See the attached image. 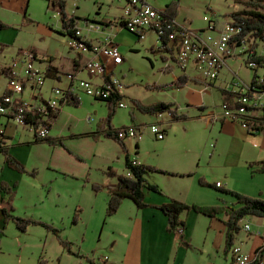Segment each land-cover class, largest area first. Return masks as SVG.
<instances>
[{
    "label": "rangeland",
    "instance_id": "rangeland-1",
    "mask_svg": "<svg viewBox=\"0 0 264 264\" xmlns=\"http://www.w3.org/2000/svg\"><path fill=\"white\" fill-rule=\"evenodd\" d=\"M50 1L56 0H0V21L8 26L6 29L0 30V44L7 46L5 49L6 55L2 56V58L10 62L19 48L24 51L35 49L42 58L53 57L55 61L54 65L58 66L65 74H72L68 61H73L75 53L69 50V37L57 33L63 29L61 17L58 9H55ZM145 1L148 5L160 11H166L167 7L173 3L180 2L176 22L182 24L184 22L190 23L191 21V31L205 28L213 13L221 15L220 19L223 20L225 19V15L235 10V3L230 0ZM112 2V0H81L79 2L67 0V11L70 16L74 15L77 18L78 27L82 29L81 33L98 39L99 37L101 38L100 32L87 31L85 29L87 25L86 21H100L99 23L102 24L104 19L119 15V4ZM236 8L239 9L240 6L236 5ZM26 13L30 20L28 23H24V14ZM109 22L111 21L106 23ZM124 31L121 32V37L118 39L124 46L120 48L125 62L116 70L114 78L121 81L124 86V91L122 92L124 96L123 101L128 105V108L122 109L118 107L116 109L115 116L111 122L113 129L118 130L125 126H138L135 124L140 122L146 123L143 127H150V123H152L155 116L144 115L140 112L134 104L135 100H139L143 105L147 106L161 102L172 103L176 106L180 105L181 108L177 106L179 108L178 112L179 110L187 109L191 105L194 106L203 102L211 107L209 110L216 108V111L220 113L221 103L217 91L212 89L211 93L202 94L198 92V88L195 86L183 89H175L172 86L173 82L177 79L175 78L176 75L180 71L176 68L174 74L169 72L170 65L165 66L166 61L170 62L172 57L166 51H159L161 46L158 43L156 34H150L146 40H138L128 30ZM240 64V62L235 60L229 61L221 80H229L231 71L235 70L236 73L239 72V75L246 82L250 83L253 80L254 74L248 69H240ZM36 65L41 69H45L48 63L41 64L38 61ZM192 74L195 76L194 79L198 80L196 74L193 72ZM65 77L66 75L61 83H54L53 80L48 79L44 88L45 90H43V97L47 100L50 99V90H47L52 87L66 88L68 80ZM78 77L86 78L82 74ZM93 81L98 82L95 78ZM5 84L6 79L0 77V93L3 91ZM78 93L81 105L78 107L68 105L61 107L64 116L51 131L48 136L49 138L63 135V133L64 135L66 133L69 134L70 129L74 130V133L80 132L82 135L91 133V131H93L92 133L98 132L100 125L108 118L109 106L107 103L98 102L95 98L89 97L83 94V92ZM33 96L34 93L32 91L25 90L24 102L27 104L34 103L35 99ZM70 115L73 117H70ZM103 126L105 129L109 128V125ZM92 127H94L93 130H91ZM188 128L190 136L188 140H183L184 138L181 137V134ZM26 129L28 131L18 136L21 142L30 140L34 134L32 128ZM200 129V124H190L188 127H184L181 122L174 124L171 131L173 139L171 138L166 144H162L164 141H157L153 135L146 132L147 134L145 133L144 138L141 139V143L144 148L143 155L145 159L152 163V165L148 166L156 169L157 166L171 168L172 160L168 155L170 150L181 149L184 145H187L192 150L196 149L199 145L202 146L206 141L210 144L213 143L214 140L209 130L203 132ZM100 140L93 137L91 139L80 138L72 145L84 150H91L93 147L91 144L97 145L99 149H103V152L104 150L106 151V154L111 157L112 161H115V164H113L115 170L113 171L117 172H122V169L126 170V166L124 165L126 154H128L131 160L137 158V155L134 154L136 151L134 140L129 139L130 155L128 147L127 153L119 144L111 139L101 142L105 144H99ZM210 144L207 146L205 155V158L208 155V159L206 158V163L203 164L205 165L203 173L206 183L217 184L221 182L224 184V186L222 184L221 186L234 193L264 200V175L255 173L249 167L251 163H245L237 167L228 165L227 158H230L232 155H227V153L221 159L216 158L209 165L208 162L212 153ZM156 147L166 148L165 154H157L155 152ZM119 156L121 158L120 161ZM3 158L5 159V156ZM214 164L216 167H214ZM221 164L223 165L221 166ZM23 165L25 167V164ZM223 166H227L228 169L225 170L222 168ZM25 169L26 173L21 174L25 175L22 183L11 185L14 192L13 206L16 209L14 214L19 216V218H33L36 221L48 223L57 229L59 234L50 232L45 227L34 225L30 226L26 233H22L14 222L6 224L5 221V225L0 227V232L2 231L0 233V264H104L103 261L114 258L120 261L125 258L128 252L135 253L136 260L141 259V256H144L147 251H154L155 253L156 244L147 243L143 237L134 238L131 241L121 236L117 237L112 232H109V230L104 229L106 228L104 219L92 216L93 213H89L90 215H86L85 217L82 216L84 212L81 208L82 206L77 207L78 210L76 212L78 211L79 222L74 224L73 213L69 212L70 207L75 204L74 201L82 200L85 197L86 192L83 187L86 183L91 182L90 179L85 181L79 179V177L76 178L77 180H66V177L62 175L46 172L47 178L52 175L56 180L52 183H42L44 177L39 179V171H36V169L28 171L26 167ZM105 174H107L106 171ZM154 175L156 177H163L158 174ZM65 181L72 183L70 185L71 188L63 185ZM43 184H47V187H43ZM204 188H200L201 192L196 194L199 198L198 202L203 205L202 207H217L223 204L232 206L236 202L230 195L218 193L214 189ZM51 189L53 190L49 195V190ZM59 192L61 194L64 193L61 204L56 198L59 196ZM57 204L63 210L56 209L59 208ZM221 216L224 217L225 215ZM247 223H250L252 227V231L249 233H246L243 229L244 224ZM189 224H191L190 231L193 234L196 245L186 254V258H184L185 264H210L211 261H214L215 264H221L222 260L219 258L214 260V253L219 246L218 238L216 240L215 238L213 239L215 233L210 235L208 241H206L210 228L209 218L192 214ZM241 227L242 231L236 236L235 245H242L241 243L243 242L242 248L246 253H250L252 249L263 242L261 238H264V219L245 217L241 221ZM59 235L64 242L70 245L72 254L61 244L60 241L62 240L59 239ZM217 235H219L218 232Z\"/></svg>",
    "mask_w": 264,
    "mask_h": 264
},
{
    "label": "crops",
    "instance_id": "crops-1",
    "mask_svg": "<svg viewBox=\"0 0 264 264\" xmlns=\"http://www.w3.org/2000/svg\"><path fill=\"white\" fill-rule=\"evenodd\" d=\"M112 1L119 4L118 10L120 14L114 15V17L111 16L108 19H104L103 20L104 22H102V24L112 20L117 21L120 17L123 16V8L125 6L126 0L124 1L112 0ZM230 1L235 3L234 4L235 10L225 15L224 16L225 19L223 20L220 19L221 15H218L217 13H213L209 21H213L218 26L222 27L225 23L233 19L232 15L234 13H238L243 10V6L241 4H237L234 0H230ZM236 5L240 6V8L237 9ZM99 22L100 21L98 22L93 21L92 23H99ZM178 25L184 28L192 29L191 21L190 23L184 22ZM207 28H208V24L203 29L192 30V31L207 30ZM78 29H79L78 31L79 36H83L85 39L93 43H99V42L105 43L109 35H113L115 43L118 44V46L120 47H124L122 43H120L118 38L121 37V32H123L126 29L119 27L117 25L106 27L105 32L100 33L101 38L99 37L98 39L88 37L85 34L81 33L82 29H80L79 27ZM85 29L87 31H90L87 28V25ZM150 34H148V36ZM134 38L136 37L134 36ZM19 50L20 48L17 50L16 55L13 57V59H11L10 62L6 61L5 58H2V56L6 55V50L3 53H0V59L2 60V61L0 60V77H4L6 79V84L4 86L3 91L0 93V97L6 92L7 89L9 90L11 86L8 78L3 75V71L6 68L12 67L13 61L17 59L20 55ZM36 54H37L36 56L39 58V62H42L43 64L48 63L46 61L47 58L40 57V54L38 52ZM75 56L73 61H68L70 68L72 70L71 73L73 75L82 74L84 77L88 75L85 79H89L91 76L85 70V65H86L85 63L86 61H88L89 55L75 54ZM54 63L55 61H53L52 65L60 71L62 80L64 79L65 75L66 76L72 75V74H65L62 70L59 69L58 66H55ZM169 65L171 66L172 73L175 74L176 68L179 69L180 71L175 78L178 79L181 75L186 73L187 75H189L190 78L194 79L195 76L192 74V69L188 70L187 72H184L172 60L170 62L166 61L165 66L167 67ZM116 70L114 71V74ZM227 81L228 80L226 81L218 80L214 84L215 87L206 88L203 82L199 81L198 79L197 82L188 83V85L184 88L187 87L190 88L191 86H195L198 88L197 89L198 92L202 94L211 93L213 89L219 93L220 103L222 104L223 102L222 92L220 89H223L225 87L226 85L225 83ZM53 82L61 83L62 81L60 82L57 80H53ZM25 85L26 88H23L22 85V88H20L18 91L16 90L17 92L16 97L22 99L23 101H25L24 100L25 90L32 91V88L30 86H28L27 84ZM67 86L68 85H66V87ZM52 89L53 87L48 89L47 91L50 90V94H51ZM43 90L40 91L39 93L41 95L40 97L38 93L33 92L34 93L33 98L35 99L34 102H36L37 99L38 100L41 99V101L47 100L43 97L44 96ZM55 100L59 101V98H57L54 95V101ZM177 106L181 108L180 105ZM209 109H211V107L202 102L198 105H194V106L191 105L187 107V109L185 110H179V112L186 113L190 117L189 120L181 122L184 127H188L190 124H200L201 127L200 130H202L203 132L209 130V132L212 134V138L214 140L213 143L210 144L206 141L202 144V146L199 145L198 147H196V149H192V150L189 149L187 145H184L181 149H176L173 151L170 150L168 155L169 158L172 160L173 166L172 164L170 165L171 168L157 166V170L166 171L171 174H176L181 176L171 177V175L158 174L159 176H163V177H156V175H154L156 173H150L147 176L148 182L150 184L159 187L163 191L164 195H159L156 194L155 192L146 189L145 202L148 205L147 208L140 210V208H138L134 203H132L129 200H126L124 201L119 212L116 213V215L113 216L112 218L106 217L108 200L110 198L108 187L110 185L112 186L118 183V179L111 178V176L105 174V171L108 172L110 169L115 170L114 169L115 167L113 165L115 164V161H112L111 157L108 156V154H106V151L104 150L103 152V149L102 148L99 149L97 145L95 146L94 144H91V146H93L91 150L90 149L84 150L82 148L76 147L75 145H72L76 143V141L80 138L91 139L92 137L91 134H93L92 133L93 131H91V133H87V134L85 133L82 135V133L80 132L74 133V130L70 129L68 132L69 134L66 133L64 135L63 133V135H57L54 138H52L56 140H61L64 146L62 145L52 146V144L49 143L38 142L39 140L37 139L36 131L35 129L32 128L34 134L31 136L30 140L21 142V139L20 138L18 139V136L21 135V133L28 131V129L26 128H31V127H24L22 126L21 123L8 118L7 116L0 115V129L4 130V134L0 135V148L1 147L6 148L11 155L19 159L23 164H25V167L28 169V171H30L31 169H36V171H39V179L44 177L42 183L44 182L52 183L53 181L56 180V178H54V176L52 175L47 178L45 174L46 172L57 173L59 175L66 177V180L68 179L77 180L76 178L79 177H80L79 179L85 181L87 179H90L91 182L86 183L85 186L83 187L86 192L85 197H83L82 200L74 201L75 204L72 205V207H70L69 212L73 213V218H74V213L76 214V210H78L77 207L82 206L81 208L84 210L82 216L85 217L86 215H90L89 213H93L92 216L100 217L104 219L106 225V228L104 229L109 230V232H112L115 236L117 237L121 236L126 239H129L130 241L134 238L136 239L138 237L139 238L143 237L147 243L149 242L151 244H156L155 253L154 251H147V253H145L144 256H141V259L136 260L137 259L136 254L132 252H128L125 258H123L122 260L118 261L115 258L109 259L108 264H185L184 258H186V254H188L190 252V249L194 248L195 247L194 245H196L195 239L193 238V234H191L192 232L190 231L191 224H189V219L192 214H197V215L200 214L194 211H190L182 215L181 218L182 220L185 221L187 225V229L184 231V238L181 239V237L178 234H170V232L168 231L169 229L168 218L164 215L162 211L158 210L157 207H161L167 204L170 199L172 200L175 199L185 202L187 205H200L201 207L203 206L200 202H198L199 198L196 196V194L200 193L201 189H205L204 187L201 186L200 181L201 180L206 181L205 175L203 173L205 169L204 168L205 165L203 164L206 163V158L208 157L207 155V157L205 158L208 144H210V147L212 149L210 160L208 162L209 165H211L212 161L215 160L216 158L221 159L226 153L227 155H232L230 158H227L228 165H231L232 167L241 166L244 165L245 163L248 164V163H256V162L264 161V131H261L257 134H252V133H248L247 130L240 127V125L238 124H234L233 122L220 121V120L219 121L214 120L210 122L208 120V114L212 110H215L216 108L215 109L213 108L212 110ZM216 112L218 116L221 117L222 112L221 111L220 113H218V111ZM63 116L64 113L63 111H61L58 117L51 122L52 128L50 130V133L56 127L57 123L63 118ZM70 117L73 116L70 115ZM159 122H162L161 126L163 127V129H165L166 132V139L163 140L164 143L162 144H166L172 138L171 131L173 125L178 124L180 122H173L172 118L166 114L163 115L162 117L155 116V118H153L152 120V123H150V126L152 124H156ZM145 124L146 123L140 122L135 125L138 126L141 125L143 127L145 126ZM93 129L94 127L91 128V130ZM188 131H190L189 128L185 129L181 134V137L184 138L183 140L186 139L188 140L190 136ZM105 141H109V140L101 139L99 144H105V143H101ZM129 141L130 140H127L125 141V143L127 144L130 155L131 151H130ZM141 142L142 140L138 142L135 141L136 151L134 154L137 155L136 159L138 163L141 164V166L152 165V163L148 162L145 159V156L143 155L144 148ZM170 143L173 144L172 141H170ZM103 146L105 147V145ZM159 148L160 147L158 148L156 147L155 152L157 154L159 153L165 154L166 148H160V149ZM3 157L4 155L0 154V182H5L10 186L13 185L14 183L21 184L25 175H21V173L10 169L7 166L6 160ZM118 158L120 161L121 160L120 156ZM85 160H89V161H85ZM124 165L126 166V155H125ZM222 165L223 164H221V166ZM214 167H216L215 164ZM222 168H224L225 170L228 169L227 166H223ZM114 172H116L118 175L127 173V171L124 169H122V172H117V171ZM182 175H184V177H182ZM165 178H171L172 180ZM170 180L173 182H171ZM71 184L72 183H69V181H65L63 185H65L68 188H71L70 187ZM94 184L98 186H102L103 187L102 190L100 192H96L95 189L93 188ZM217 184L220 185L222 184L224 186V184L221 182H218ZM43 187H47V184H43ZM52 190L53 189L49 190L50 191L49 195L52 193L51 192ZM63 194L64 193L61 194V192H59V196L56 197L60 204ZM0 198L7 199V196H5V193H0ZM57 206L59 208L56 209L63 210V208H60L59 204H57ZM209 220H210V228L207 233L208 235L206 241H208L210 235H213V233H215L213 239L215 238L216 240V238H218L219 241V246L218 248H216V252L214 253L215 254L214 260L219 258L220 260H222L221 264H232L233 261V257L231 254L232 249L229 253H226V246H227L226 231H228L226 225L224 224L226 217L220 216L216 219L209 218ZM3 225H5V218L4 215L0 212V227ZM217 232L219 235H217ZM261 239L263 240V242L254 249H252L251 252L248 254L255 253L259 247L263 246L264 238ZM241 244H243V242ZM211 263H214V261H211Z\"/></svg>",
    "mask_w": 264,
    "mask_h": 264
},
{
    "label": "built area",
    "instance_id": "built-area-1",
    "mask_svg": "<svg viewBox=\"0 0 264 264\" xmlns=\"http://www.w3.org/2000/svg\"><path fill=\"white\" fill-rule=\"evenodd\" d=\"M79 1L81 0H75V2ZM158 19L164 20L163 12L148 5L145 0H126L123 16L115 22L119 27L130 31L138 40L146 39L150 33L156 34L161 46L159 51H166L182 71L187 72L192 69L197 79L203 82L206 88H212L218 80H221L229 61L240 62V69H248L254 74L253 80L250 83L246 82L239 72L232 70L230 79L223 88L234 93L231 105L222 102L221 117L215 109L208 114V120L233 122L252 134L264 131V61L254 60V52L263 51V35L258 31L247 32L245 26L236 22L235 19L222 27L213 21H208L207 30H186L184 33L176 34L177 40L173 37L171 42L164 46L161 40L164 30L158 27ZM87 28L90 31L103 33L106 26L88 21ZM80 37L83 39H69L68 47L77 55H89L85 63V70L91 76L89 79L79 78L78 74L66 76L68 86L53 88L50 99L45 101L37 99L31 104L23 101L22 104L16 97V90L22 88L20 80L30 86L32 92L39 94L48 79V66L45 69L39 68L36 65L39 61L36 55L28 51L22 52L11 67L14 75L20 80L11 83L9 90L13 93L12 96L0 98V115L8 118L15 115L13 120L24 127L33 129L32 125H25L24 120L37 118L40 124L38 137L45 139L50 135L48 125L62 106V101L54 102V94H64L65 98L67 93L78 97V92H83L101 101L108 100L112 95H122L124 86L121 81L114 78V71L123 65L125 59L120 46L115 43L114 36L109 35L105 43H93L83 36ZM94 78L98 82H94ZM119 108H128V105L121 101ZM161 123L152 124L148 128L142 126L122 128L119 131V137L124 141L130 139L138 142L144 138L146 132H149L157 141H163L166 139V132ZM2 134L4 130L0 129V135ZM132 163L134 166L141 165L136 158L132 160ZM243 229L246 233L251 232V224H244ZM260 236L262 237L261 234ZM242 247L243 244L232 248V264H264V244L253 254L245 253Z\"/></svg>",
    "mask_w": 264,
    "mask_h": 264
},
{
    "label": "trees",
    "instance_id": "trees-1",
    "mask_svg": "<svg viewBox=\"0 0 264 264\" xmlns=\"http://www.w3.org/2000/svg\"><path fill=\"white\" fill-rule=\"evenodd\" d=\"M237 4H241L243 6V10L234 13L232 15L233 19H235L236 22L242 23L245 26V29L247 32H253L258 31L260 32L264 37V0H234ZM52 2V1H50ZM55 9H58V13L61 17L62 27L63 29L58 31V34H61L63 36H68L69 39H80L83 38L78 35V22L77 18L74 16H70V14L67 11V0H56L52 2ZM179 3H173L169 7H167L166 11H163V15L165 16V25H164V33L161 37L162 43L164 46H167L173 37H177L176 34L178 33H184L186 30H189L188 28H184L177 24L176 19L178 16L179 11ZM30 20L27 17V13L24 14V23H28ZM91 22V21H89ZM93 22V21H92ZM106 27L117 25L118 23L115 21H111L109 23H103ZM8 26L5 25L0 21V29H6ZM176 38V40H177ZM7 48L6 45L0 44V53H3L5 49ZM26 52L23 49L19 50V53ZM28 52L37 55V51L35 49H30ZM258 52H254V60L258 61H264V54L256 55ZM48 65V79H53L57 81H62L61 73L60 71L52 65L54 58L48 57L46 60ZM167 70V69H166ZM171 72V68L170 71ZM3 75L8 78L9 83L13 81H18L20 78L16 77L13 73L12 68H6L3 71ZM23 88H26V85L23 83L22 80H20ZM190 82H197V80L192 79L187 75L186 73L181 75L178 79H176L172 86H174L175 89H182L188 85ZM204 84V83H203ZM212 87H215L214 85ZM165 89V88H163ZM222 92V101L224 103L230 104L232 102V99L234 97V93H231L225 89H220ZM12 96L13 93L10 90H6V92L2 95L4 96ZM0 97V98H2ZM124 96L121 94L112 95L108 100H98L100 102H106L108 104L109 109V116L105 120L104 123H102L99 127L98 132H95L92 135L94 139L100 140V138L105 139H111L112 141L116 142L121 146V148L128 153L127 146L124 140L120 139L119 137V131L121 129L115 130L112 128L111 122L112 119L115 116L116 109L119 107V104L121 101H123ZM18 102L24 103L23 100L20 98L17 99ZM135 106L137 109L142 112L144 115H151V116H162V115H169L173 122H182L187 121L190 119L188 114L186 113H179L178 107L176 105H173L172 103H156L153 105H143V103L139 100L134 101ZM74 106L78 107L81 105V99L73 96L71 94H66V97L62 99V106ZM61 109L58 111V114L54 117L56 119L58 115L60 114ZM15 115H11L10 119H14ZM53 119V120H54ZM37 118H28L24 120L25 125L33 126L36 131V136L38 142L41 143H49L52 144V146L56 145H63V142L61 140H56L52 138H45L40 139L38 137L39 135V128L40 124L37 121ZM103 125H109L108 129H105ZM49 130H51L52 125H48ZM128 128V127H127ZM0 154H3L6 159L7 166L14 170L22 173H26V169L24 165L21 163L20 160L13 157L6 148L1 147L0 148ZM126 174L118 175L113 170H109L107 174L111 176V178L118 179V183L115 185H110L108 187L110 198L108 200V208L106 217L112 218L116 215V213L119 212L121 209L124 201L130 200L132 201L140 210L145 209L148 207V205L145 202V190H150L152 192H155L159 195H164L163 191L157 187L156 185L150 184L147 180V176L150 173H156V174H164V175H171V177H177L181 175L171 174L166 171L157 170L154 167L150 166H141L137 165L134 166L132 163L131 158L126 154ZM249 167L255 171V173H260L264 175V161L251 163ZM130 174V175H128ZM191 176V175H190ZM184 177V175H182ZM201 186L206 188H211L216 190V192L224 194V195H230L232 198L236 200L234 205H226L223 204L221 206H211V207H201L200 205H187L185 202L170 199L169 202L161 207H157L158 210L162 211L164 215L168 218L169 221V229L168 231L170 234H178L181 239L184 238V231L187 229V225L184 220H182V215L184 213L194 211L204 217L208 218H218L221 215H225L226 220L224 221V224L226 225L228 231H226V239H227V246H226V253H229L233 246L236 244V236L239 234V232L242 231L241 227V221L246 217H255V218H261L264 219V200L261 198H250L246 197L245 195H241L238 193H234L231 190L225 189L220 184H209L206 183L205 180H201ZM93 188L96 192H100L102 190V186H98L96 184L93 185ZM0 193H5V196H7V199L0 198V212L4 215L6 224L9 222H14L16 224V227L19 229L20 232L26 233L28 231V228L30 226H42L47 228L50 232H54L55 234H59V231L55 228H53L52 225H49L48 223L42 222V221H36L33 218H19V216H16L14 214L13 206V189L10 185H8L5 182H0ZM79 222L78 213L76 212L74 216V224H77ZM2 233V231L0 232ZM59 239L62 240L61 236H58ZM61 244L68 250L69 253L72 254V251L70 249V245L67 242H64L63 240L60 241ZM264 256V254H263ZM104 264H108L104 263ZM257 264V263H255Z\"/></svg>",
    "mask_w": 264,
    "mask_h": 264
},
{
    "label": "bare ground",
    "instance_id": "bare-ground-1",
    "mask_svg": "<svg viewBox=\"0 0 264 264\" xmlns=\"http://www.w3.org/2000/svg\"><path fill=\"white\" fill-rule=\"evenodd\" d=\"M164 14V13H163ZM163 17L165 18V16L163 15ZM164 25H165V19L164 20H161V19H158V27H160L161 29L164 30ZM261 54H264V48H263V51H258V53L256 55H261ZM122 66V65H121ZM14 82V81H13ZM12 83V82H11ZM10 83V85H11ZM22 85V83H21ZM57 98H59V101L55 100L54 102H61L62 99H64V94H54Z\"/></svg>",
    "mask_w": 264,
    "mask_h": 264
}]
</instances>
